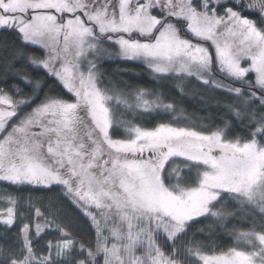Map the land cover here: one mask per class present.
<instances>
[{
  "label": "snow or ice",
  "instance_id": "obj_1",
  "mask_svg": "<svg viewBox=\"0 0 264 264\" xmlns=\"http://www.w3.org/2000/svg\"><path fill=\"white\" fill-rule=\"evenodd\" d=\"M0 185V264H264V0H0Z\"/></svg>",
  "mask_w": 264,
  "mask_h": 264
},
{
  "label": "trees",
  "instance_id": "obj_2",
  "mask_svg": "<svg viewBox=\"0 0 264 264\" xmlns=\"http://www.w3.org/2000/svg\"><path fill=\"white\" fill-rule=\"evenodd\" d=\"M129 67H134L133 65H125V64H117V63H105L104 68L106 69V78L110 77L113 81V85L117 87H123V85L120 83L121 80V75L117 74L114 70L116 69H123V68H129ZM135 71L139 73V69L136 68ZM124 80H128L130 82L140 84L141 86L144 87H149V88H156L158 91L164 93L166 96H170L175 98V100L180 101L179 107L182 108L184 111L177 112L172 114L171 117L165 116L163 117V120L167 121L169 119H176L178 121H181V125L183 126V121L186 120L191 114L195 113L196 116H206L208 115V112L201 111V105L198 103L199 97L201 95H207L210 98L215 95L219 96V93H208L204 89H201L196 81L195 78H192L190 81H186L184 84L185 91L189 94L187 97L183 96L182 94H178V90L174 87L173 82L168 81V82H157L155 84H146L143 80H136L134 77L130 75H123ZM193 94L195 95V98H193ZM165 102H170L166 100ZM210 103L212 106H215V100L210 99ZM157 120H161L160 117H157ZM203 123H207V121H203ZM0 187H5L4 185H0ZM11 191V189H9ZM5 193L0 192V197H4ZM59 206L68 214V216L71 217H77V222L81 225V227H86L84 224V221L82 219H79V214L73 209V207L64 202L63 200L58 201ZM6 204L3 199H0V209L5 207ZM207 223V222H205ZM197 228L203 227V225H197ZM191 236V233L189 234ZM207 235V233H205ZM197 239L203 241L204 243H207V241H204V237L198 236ZM218 243L224 245V246H231L232 245V239L229 238L225 234H221L218 238ZM179 243V242H178Z\"/></svg>",
  "mask_w": 264,
  "mask_h": 264
}]
</instances>
